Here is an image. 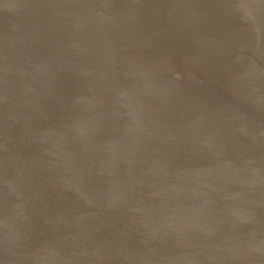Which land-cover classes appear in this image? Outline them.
<instances>
[{
	"label": "water",
	"instance_id": "water-1",
	"mask_svg": "<svg viewBox=\"0 0 264 264\" xmlns=\"http://www.w3.org/2000/svg\"><path fill=\"white\" fill-rule=\"evenodd\" d=\"M0 264H264V0H0Z\"/></svg>",
	"mask_w": 264,
	"mask_h": 264
}]
</instances>
